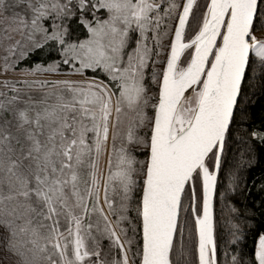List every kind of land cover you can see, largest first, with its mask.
I'll use <instances>...</instances> for the list:
<instances>
[{
    "label": "snow or ice",
    "instance_id": "obj_1",
    "mask_svg": "<svg viewBox=\"0 0 264 264\" xmlns=\"http://www.w3.org/2000/svg\"><path fill=\"white\" fill-rule=\"evenodd\" d=\"M256 89L264 0H0V264H264Z\"/></svg>",
    "mask_w": 264,
    "mask_h": 264
},
{
    "label": "trees",
    "instance_id": "obj_2",
    "mask_svg": "<svg viewBox=\"0 0 264 264\" xmlns=\"http://www.w3.org/2000/svg\"><path fill=\"white\" fill-rule=\"evenodd\" d=\"M247 103V123L242 127L251 125L258 128L264 124V91L256 89L254 95L247 97ZM255 153L257 159L254 166L245 173L248 177V188L233 198L237 208L242 213L246 212L248 217L244 226L246 238L241 244L245 252L252 250L257 233L264 231V191L260 189L261 183L264 182V146L257 145Z\"/></svg>",
    "mask_w": 264,
    "mask_h": 264
},
{
    "label": "rangeland",
    "instance_id": "obj_3",
    "mask_svg": "<svg viewBox=\"0 0 264 264\" xmlns=\"http://www.w3.org/2000/svg\"><path fill=\"white\" fill-rule=\"evenodd\" d=\"M200 3H203V0H199Z\"/></svg>",
    "mask_w": 264,
    "mask_h": 264
}]
</instances>
